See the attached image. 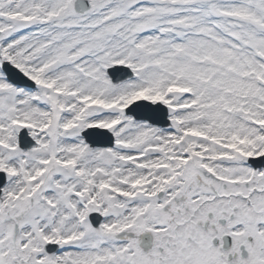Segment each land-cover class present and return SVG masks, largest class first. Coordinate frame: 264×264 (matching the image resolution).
<instances>
[{
    "label": "snow or ice",
    "instance_id": "snow-or-ice-1",
    "mask_svg": "<svg viewBox=\"0 0 264 264\" xmlns=\"http://www.w3.org/2000/svg\"><path fill=\"white\" fill-rule=\"evenodd\" d=\"M0 264H264V0H0Z\"/></svg>",
    "mask_w": 264,
    "mask_h": 264
},
{
    "label": "flooded vegetation",
    "instance_id": "flooded-vegetation-1",
    "mask_svg": "<svg viewBox=\"0 0 264 264\" xmlns=\"http://www.w3.org/2000/svg\"><path fill=\"white\" fill-rule=\"evenodd\" d=\"M145 239H148V237H145ZM223 239L226 241L225 247H229L231 244V238L226 236ZM213 243L216 244L218 243V241L214 240Z\"/></svg>",
    "mask_w": 264,
    "mask_h": 264
}]
</instances>
